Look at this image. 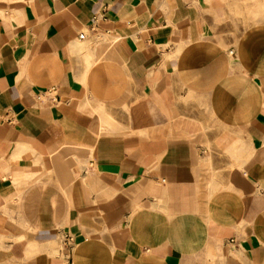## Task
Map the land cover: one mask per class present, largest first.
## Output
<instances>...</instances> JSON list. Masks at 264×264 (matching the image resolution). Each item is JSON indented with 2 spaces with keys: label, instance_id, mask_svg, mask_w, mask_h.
I'll use <instances>...</instances> for the list:
<instances>
[{
  "label": "crops",
  "instance_id": "obj_1",
  "mask_svg": "<svg viewBox=\"0 0 264 264\" xmlns=\"http://www.w3.org/2000/svg\"><path fill=\"white\" fill-rule=\"evenodd\" d=\"M253 4L0 0V264H264Z\"/></svg>",
  "mask_w": 264,
  "mask_h": 264
},
{
  "label": "built area",
  "instance_id": "obj_2",
  "mask_svg": "<svg viewBox=\"0 0 264 264\" xmlns=\"http://www.w3.org/2000/svg\"><path fill=\"white\" fill-rule=\"evenodd\" d=\"M85 36H86L85 33H81V34H80V38H85ZM49 92H50L51 94H53V93L55 94V93H56V89L52 88L51 90H49ZM55 99H57V96H56ZM69 241H72V238H71L70 236H67V237L65 238V242H69Z\"/></svg>",
  "mask_w": 264,
  "mask_h": 264
},
{
  "label": "rangeland",
  "instance_id": "obj_3",
  "mask_svg": "<svg viewBox=\"0 0 264 264\" xmlns=\"http://www.w3.org/2000/svg\"><path fill=\"white\" fill-rule=\"evenodd\" d=\"M254 6H256V9H258V11L259 10H263L264 11V4H253ZM19 264H21V263H19Z\"/></svg>",
  "mask_w": 264,
  "mask_h": 264
}]
</instances>
